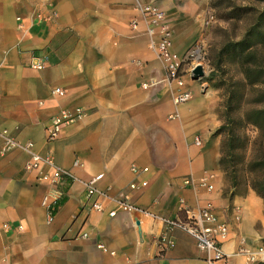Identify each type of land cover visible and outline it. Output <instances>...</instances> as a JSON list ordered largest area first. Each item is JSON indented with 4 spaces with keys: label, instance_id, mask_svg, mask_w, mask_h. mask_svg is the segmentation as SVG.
<instances>
[{
    "label": "crops",
    "instance_id": "0c3cea01",
    "mask_svg": "<svg viewBox=\"0 0 264 264\" xmlns=\"http://www.w3.org/2000/svg\"><path fill=\"white\" fill-rule=\"evenodd\" d=\"M187 1L0 0V132L33 142V151L50 154L70 172L57 186L60 197L48 221L41 204L47 185L40 172L24 169L28 154L19 148L0 153V264H206V253L180 229L171 232L173 246L162 248L160 220L134 212L109 216L117 199L182 220L180 204L197 209L210 202L227 224L226 264H264L249 258L264 245V200L250 187L225 190L217 95L188 80L189 100L173 105L163 62L134 8L136 2L158 5L173 50L182 54L207 8L206 0ZM35 56L46 58L44 69L29 66ZM75 107L84 117L47 142L51 117ZM2 142L0 133V148ZM131 165L148 172L136 178ZM98 174L97 190L106 196L87 199L85 182ZM184 175L194 188L182 186ZM136 179L147 185L130 190ZM95 199L102 211L89 208Z\"/></svg>",
    "mask_w": 264,
    "mask_h": 264
},
{
    "label": "built area",
    "instance_id": "2783aa9c",
    "mask_svg": "<svg viewBox=\"0 0 264 264\" xmlns=\"http://www.w3.org/2000/svg\"><path fill=\"white\" fill-rule=\"evenodd\" d=\"M134 8L137 11L140 21L145 27L148 37V44L154 50L156 55L163 62L165 77L167 82L172 87V103L174 106L182 104L189 100L191 92L187 87L188 80L192 79L193 69L200 66L205 73L207 68V60H205V52L203 45L195 41L182 54H178L173 50V35L170 26L168 25L164 11L155 3H141L136 2ZM18 21L20 17L16 18ZM139 25V20L133 19L130 21V27L136 29ZM21 27V24H18ZM29 66L35 70H42L46 67V58L44 56L32 57ZM146 85L143 84V87ZM54 92L58 95L63 94V91L57 87ZM85 110L82 107H75L73 109H62L54 114L49 124L44 128L45 138L47 142H51L58 137L61 128L65 125L71 124L83 118ZM176 116L174 112L170 117ZM3 137L0 153L19 148L28 154V158L24 164L26 171H38V180L47 185V191L42 195L41 204L46 208L48 221L53 219L54 206L60 197L58 184L64 176H69V170L59 168L53 161L50 154L44 156L39 155L32 150L33 142L20 143L7 130L3 129L1 132ZM194 143L200 145V140L197 136L194 137ZM77 161L74 160V164ZM44 167L45 170L40 168ZM132 173L137 177L141 174L147 173V167H139L131 165ZM102 174L95 175L85 182V194L87 199L94 196H106L105 193H100L97 190V183L101 179ZM182 186L184 188H194L195 184L190 175L181 177ZM201 185L204 183L201 182ZM147 185L145 179H136L128 184L130 190L144 188ZM207 188H211L210 185ZM89 208L102 211V205L98 200L91 201ZM179 211L185 214V219L170 218L162 216L153 212L149 208L137 206L127 199L115 200L114 206L108 210L109 216H115L119 212H134L140 215L158 219L162 222L163 228L157 238L158 244L162 248L173 246V239L171 232L174 229H180L191 236L198 249L206 253V264H226L227 255L223 250V242L227 238V224L217 220L214 208L210 202L204 206L193 209L185 204L179 205ZM2 228L9 227V224L3 223ZM22 226L18 225L17 229L21 230ZM83 236H86L84 233ZM98 248L104 249L102 244L97 245ZM250 260H258L264 262V245L257 248L256 251L249 255Z\"/></svg>",
    "mask_w": 264,
    "mask_h": 264
},
{
    "label": "rangeland",
    "instance_id": "374dc122",
    "mask_svg": "<svg viewBox=\"0 0 264 264\" xmlns=\"http://www.w3.org/2000/svg\"><path fill=\"white\" fill-rule=\"evenodd\" d=\"M206 3L204 14L196 18L198 31L191 38L190 45L195 41L203 45L207 68L202 78L194 83L217 95L220 125V114L229 98L233 102L231 106L238 112L236 114L264 100V71L253 74L250 81L245 80L242 73V66L253 68L252 64L242 63V60H260L264 69V0H206ZM250 53L254 58H244ZM256 81L258 84L253 85L252 82ZM244 131L251 141L255 135L254 127L248 125ZM250 151L248 144L244 150H238L237 156L248 159ZM223 176L226 191L232 189L242 193L248 188L242 172L233 188L228 175L223 172Z\"/></svg>",
    "mask_w": 264,
    "mask_h": 264
},
{
    "label": "trees",
    "instance_id": "16d2710c",
    "mask_svg": "<svg viewBox=\"0 0 264 264\" xmlns=\"http://www.w3.org/2000/svg\"><path fill=\"white\" fill-rule=\"evenodd\" d=\"M246 57L254 58L253 53L246 54ZM246 62L253 68L242 66L245 80L250 81L253 74L264 71L260 60H242V63ZM252 84L257 85L258 82ZM232 103L231 98L224 102L220 114L222 121L215 131L220 137V169L230 178L232 188L236 186L240 172L244 173L246 185L264 200V100L257 101L239 114H236L238 112L231 106ZM248 125L255 129L251 141L244 131ZM248 144L251 148L249 158L238 157V150H244ZM232 193L237 192L233 190Z\"/></svg>",
    "mask_w": 264,
    "mask_h": 264
},
{
    "label": "water",
    "instance_id": "95a60500",
    "mask_svg": "<svg viewBox=\"0 0 264 264\" xmlns=\"http://www.w3.org/2000/svg\"><path fill=\"white\" fill-rule=\"evenodd\" d=\"M204 75L203 70L200 66H196L193 69V75L191 76L192 79H197L198 77H202Z\"/></svg>",
    "mask_w": 264,
    "mask_h": 264
}]
</instances>
